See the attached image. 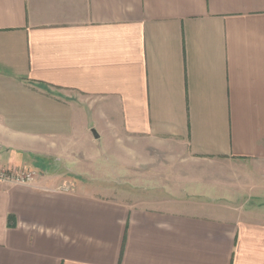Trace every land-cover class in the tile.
<instances>
[{
	"label": "crops",
	"instance_id": "obj_1",
	"mask_svg": "<svg viewBox=\"0 0 264 264\" xmlns=\"http://www.w3.org/2000/svg\"><path fill=\"white\" fill-rule=\"evenodd\" d=\"M0 153L170 189L0 180V264H264V0H0Z\"/></svg>",
	"mask_w": 264,
	"mask_h": 264
},
{
	"label": "rangeland",
	"instance_id": "obj_2",
	"mask_svg": "<svg viewBox=\"0 0 264 264\" xmlns=\"http://www.w3.org/2000/svg\"><path fill=\"white\" fill-rule=\"evenodd\" d=\"M9 157H11L9 153H0V168L1 170H5L8 174L20 175L23 172H31L34 174L33 179L45 178L54 183L60 182V185L64 183V179H73V176H76L88 182L87 186H94L97 184L110 188L114 190L110 192L111 194L115 193L118 199L129 202L139 201L140 199H150L151 196L158 197L170 190L167 186L165 174L154 171V169L147 165L138 168L139 170H132L131 172L119 169L118 166L115 167L113 164L112 166L107 165L105 169H97L99 173H97L95 177L98 178L100 174L99 180L91 179L93 180V182H91V180H87L86 176L93 177L92 173L82 171L81 168H77L73 165L63 164L54 158L12 156V159H9ZM38 158H40L39 161Z\"/></svg>",
	"mask_w": 264,
	"mask_h": 264
},
{
	"label": "built area",
	"instance_id": "obj_3",
	"mask_svg": "<svg viewBox=\"0 0 264 264\" xmlns=\"http://www.w3.org/2000/svg\"><path fill=\"white\" fill-rule=\"evenodd\" d=\"M34 178V174L31 172H23L19 174H8L5 170H1L0 168V180L7 181V182H15V183H22L27 184L30 183Z\"/></svg>",
	"mask_w": 264,
	"mask_h": 264
},
{
	"label": "trees",
	"instance_id": "obj_4",
	"mask_svg": "<svg viewBox=\"0 0 264 264\" xmlns=\"http://www.w3.org/2000/svg\"><path fill=\"white\" fill-rule=\"evenodd\" d=\"M12 219V216L9 217V223H10V220Z\"/></svg>",
	"mask_w": 264,
	"mask_h": 264
},
{
	"label": "water",
	"instance_id": "obj_5",
	"mask_svg": "<svg viewBox=\"0 0 264 264\" xmlns=\"http://www.w3.org/2000/svg\"><path fill=\"white\" fill-rule=\"evenodd\" d=\"M96 136H97V134H96Z\"/></svg>",
	"mask_w": 264,
	"mask_h": 264
}]
</instances>
